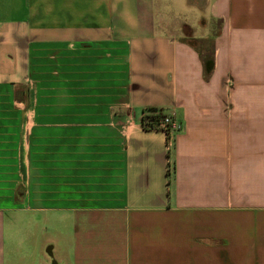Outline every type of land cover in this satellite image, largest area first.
Segmentation results:
<instances>
[{
	"label": "crops",
	"instance_id": "1",
	"mask_svg": "<svg viewBox=\"0 0 264 264\" xmlns=\"http://www.w3.org/2000/svg\"><path fill=\"white\" fill-rule=\"evenodd\" d=\"M0 264H264V0H0Z\"/></svg>",
	"mask_w": 264,
	"mask_h": 264
},
{
	"label": "trees",
	"instance_id": "2",
	"mask_svg": "<svg viewBox=\"0 0 264 264\" xmlns=\"http://www.w3.org/2000/svg\"><path fill=\"white\" fill-rule=\"evenodd\" d=\"M188 43L193 47L197 48L198 51L202 52V49L205 50V48L200 46L196 40H188ZM201 58H202L204 72L205 74H209L213 65L210 48L206 49L205 52L201 53ZM162 116H163V112L161 111V109L147 108L142 113L141 124L145 128H158L157 123L159 122Z\"/></svg>",
	"mask_w": 264,
	"mask_h": 264
},
{
	"label": "built area",
	"instance_id": "3",
	"mask_svg": "<svg viewBox=\"0 0 264 264\" xmlns=\"http://www.w3.org/2000/svg\"><path fill=\"white\" fill-rule=\"evenodd\" d=\"M157 127L162 129L166 133L167 138L171 139L173 134L181 129V124L171 118L169 115L163 113V116L157 123ZM171 168L172 166L170 165L169 169Z\"/></svg>",
	"mask_w": 264,
	"mask_h": 264
},
{
	"label": "rangeland",
	"instance_id": "4",
	"mask_svg": "<svg viewBox=\"0 0 264 264\" xmlns=\"http://www.w3.org/2000/svg\"><path fill=\"white\" fill-rule=\"evenodd\" d=\"M182 16H184V18L188 17V14H181Z\"/></svg>",
	"mask_w": 264,
	"mask_h": 264
}]
</instances>
